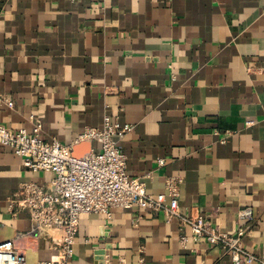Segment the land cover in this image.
<instances>
[{
    "label": "crops",
    "instance_id": "obj_1",
    "mask_svg": "<svg viewBox=\"0 0 264 264\" xmlns=\"http://www.w3.org/2000/svg\"><path fill=\"white\" fill-rule=\"evenodd\" d=\"M105 115L131 126L117 144L130 176L150 173L148 194L180 177V213L244 227L264 261V0H0V125L30 131L33 116L41 138L74 146ZM51 178L0 145V240L31 229L7 209L19 184ZM245 207L252 219L238 218ZM46 233L13 238L28 264L53 254L58 232ZM189 233L163 211L82 214L68 263L231 264L204 239L182 246Z\"/></svg>",
    "mask_w": 264,
    "mask_h": 264
},
{
    "label": "built area",
    "instance_id": "obj_2",
    "mask_svg": "<svg viewBox=\"0 0 264 264\" xmlns=\"http://www.w3.org/2000/svg\"><path fill=\"white\" fill-rule=\"evenodd\" d=\"M74 1V0H72ZM170 68V66H169ZM170 78H175L170 72ZM8 106L10 99L2 98ZM30 131L24 128L12 130L0 125V145L9 147L21 157L25 168L33 172H49L52 178L47 183L23 181L9 199L7 206L11 215L26 210L31 220L28 232H17L13 238L30 233L51 235L53 254L48 260H36L33 264H69L72 246L82 214H103L111 218L116 208H146L163 211L167 221L178 218L181 226H188L189 236L179 234V241L185 246L188 237L193 241L204 239L210 245L220 246L231 259V264H251L259 259L242 244L244 227L237 226L233 235L222 232L209 218L201 215L184 216L179 211L177 196L182 179L165 177L164 192L152 196L146 191L143 176H130L126 169V155L118 147V140L131 130L129 124L111 122L103 118L102 128L85 127L74 144L82 141L91 143L89 152L80 157L72 155L73 145H64L56 138L44 140L40 137L42 122L30 116ZM252 122L247 121L250 125ZM223 141V138H221ZM97 144V147L93 145ZM157 167L165 164L164 158H157ZM239 219H252L249 207L238 211ZM140 215L133 218L134 226L139 224ZM13 238L0 240V264H28L26 254L13 245Z\"/></svg>",
    "mask_w": 264,
    "mask_h": 264
},
{
    "label": "water",
    "instance_id": "obj_3",
    "mask_svg": "<svg viewBox=\"0 0 264 264\" xmlns=\"http://www.w3.org/2000/svg\"><path fill=\"white\" fill-rule=\"evenodd\" d=\"M91 149V143L88 141H82L72 147V155L74 157H80L83 154L89 152Z\"/></svg>",
    "mask_w": 264,
    "mask_h": 264
},
{
    "label": "rangeland",
    "instance_id": "obj_4",
    "mask_svg": "<svg viewBox=\"0 0 264 264\" xmlns=\"http://www.w3.org/2000/svg\"><path fill=\"white\" fill-rule=\"evenodd\" d=\"M119 147V146H118Z\"/></svg>",
    "mask_w": 264,
    "mask_h": 264
}]
</instances>
